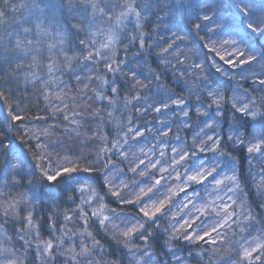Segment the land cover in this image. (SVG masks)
I'll return each instance as SVG.
<instances>
[{"label": "snow or ice", "instance_id": "obj_1", "mask_svg": "<svg viewBox=\"0 0 264 264\" xmlns=\"http://www.w3.org/2000/svg\"><path fill=\"white\" fill-rule=\"evenodd\" d=\"M0 101V264H264V0H0Z\"/></svg>", "mask_w": 264, "mask_h": 264}, {"label": "trees", "instance_id": "obj_2", "mask_svg": "<svg viewBox=\"0 0 264 264\" xmlns=\"http://www.w3.org/2000/svg\"><path fill=\"white\" fill-rule=\"evenodd\" d=\"M15 2L19 4V3H22V2H26V0H15ZM24 11H25L24 9H20V13H23ZM20 13H17V15H19ZM132 29H133V25L131 23H128V31H132ZM180 70H181V66H179V65H177L176 68L173 69V71H176L177 73H179ZM214 78H216V79H223V78L218 77V76H215ZM163 79L165 80L166 83H170V85H174L175 84V81L171 77V74L170 73L165 74V76L163 77ZM236 80L239 81V76L236 77ZM249 85H250V82L248 84H244V82H240V87L241 88L248 87L249 88V91H251V87H249ZM233 87H236V84L235 83L233 84ZM22 88H23V86H22ZM16 95H17L18 99L19 98H22L23 99V105H22V107L30 109V112L31 113H36L38 111V108H37L36 103H35L34 91L31 88H29V91H27V92H24L23 90H21V92L17 93ZM2 103L3 102L0 101V104H2ZM16 103H17V101H13V107H15V104ZM114 115L119 116V113L117 112ZM40 123L41 122L33 121L32 122V126H34V127L35 126H38ZM48 123H50V121ZM14 135H15L14 133H9V138H12V136H14ZM16 142L18 143V141H16ZM261 167H264V166H262V165H256L255 166L256 171L253 174L258 173ZM244 169H245V171H244L245 177H249L250 174L247 171V166L246 165L244 166ZM128 176H130L129 173H128ZM249 183H251V181H249ZM248 191H250L252 193L251 197H249L250 200L258 199L255 196V190H253V188L248 189ZM110 207L116 208L117 212H120L122 210L124 212H126V213L129 212L128 206H118L117 203L114 202V201H112V203L110 204ZM252 207H253L254 210H257L258 211V209H256L255 204H253ZM167 222H168L167 220L164 221L165 224ZM43 232H45V231L42 229V237L45 239L47 237H44L43 236ZM101 237H103L102 234H100V236L98 238H101ZM102 242H103V240H102ZM107 247H108V245H107V243H105V248H107ZM118 254L119 253L117 252V255Z\"/></svg>", "mask_w": 264, "mask_h": 264}, {"label": "rangeland", "instance_id": "obj_3", "mask_svg": "<svg viewBox=\"0 0 264 264\" xmlns=\"http://www.w3.org/2000/svg\"><path fill=\"white\" fill-rule=\"evenodd\" d=\"M129 23H131V22H129ZM132 24V23H131ZM133 25V24H132ZM53 39L55 40V39H58V37H55V35H54V37H53ZM252 87H254V86H252ZM50 123H52V121H50ZM25 129L23 128V127H21V129H20V131H21V133L24 131ZM59 139H62L63 140V143L60 145V147L57 149V151L58 152H60V153H67L68 152V149L69 148H71V147H76L77 148V150L78 151H80V152H83L85 155H88V156H90V155H92L93 153H94V149L93 148H91V147H85V146H83V145H77L76 143H75V141L74 140H72V139H68V138H66V137H60V136H54L53 138H52V142H51V144L52 145H54L55 144V142L57 141V140H59ZM53 159L55 160L56 159V156H55V154L53 155ZM61 162H63V161H61ZM130 174V176L132 175L131 173H129ZM121 177H117V181L120 179ZM136 179H140V177H136ZM172 183H173V186L175 187L176 186V184H177V182L176 181H172ZM253 190H255L254 188H253ZM257 198V197H256ZM112 201H114V202H116L115 201V198H112ZM44 212H46V209H45V211ZM44 212H42L41 213V216H43L44 215ZM177 215L179 216V212L177 213ZM117 223H119V221H117ZM45 232H43V236L44 237H47V238H45V239H48L49 237H48V229H47V227H45L44 229H43ZM102 235H103V233H101ZM240 237H239V235H237L234 239H239Z\"/></svg>", "mask_w": 264, "mask_h": 264}]
</instances>
